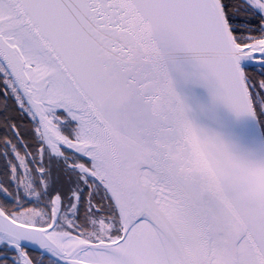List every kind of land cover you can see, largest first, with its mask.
Returning <instances> with one entry per match:
<instances>
[{
	"label": "snow or ice",
	"instance_id": "1",
	"mask_svg": "<svg viewBox=\"0 0 264 264\" xmlns=\"http://www.w3.org/2000/svg\"><path fill=\"white\" fill-rule=\"evenodd\" d=\"M0 127V264H264V0H0Z\"/></svg>",
	"mask_w": 264,
	"mask_h": 264
},
{
	"label": "trees",
	"instance_id": "2",
	"mask_svg": "<svg viewBox=\"0 0 264 264\" xmlns=\"http://www.w3.org/2000/svg\"><path fill=\"white\" fill-rule=\"evenodd\" d=\"M27 124L28 122L25 120V121H22V123L23 124H25V123ZM5 135V132H4V130H3V128L2 127H0V137H3Z\"/></svg>",
	"mask_w": 264,
	"mask_h": 264
},
{
	"label": "rangeland",
	"instance_id": "3",
	"mask_svg": "<svg viewBox=\"0 0 264 264\" xmlns=\"http://www.w3.org/2000/svg\"><path fill=\"white\" fill-rule=\"evenodd\" d=\"M25 125L28 126V123L27 124L25 123Z\"/></svg>",
	"mask_w": 264,
	"mask_h": 264
},
{
	"label": "flooded vegetation",
	"instance_id": "4",
	"mask_svg": "<svg viewBox=\"0 0 264 264\" xmlns=\"http://www.w3.org/2000/svg\"><path fill=\"white\" fill-rule=\"evenodd\" d=\"M25 123V122H24Z\"/></svg>",
	"mask_w": 264,
	"mask_h": 264
}]
</instances>
